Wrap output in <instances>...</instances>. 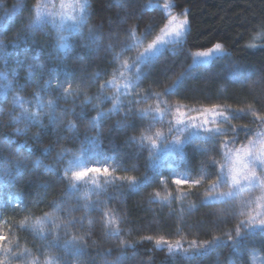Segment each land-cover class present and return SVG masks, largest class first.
<instances>
[{"label":"trees","instance_id":"1","mask_svg":"<svg viewBox=\"0 0 264 264\" xmlns=\"http://www.w3.org/2000/svg\"><path fill=\"white\" fill-rule=\"evenodd\" d=\"M154 1L157 0H151ZM169 1L173 3L172 10L175 14H187L190 28L181 43L165 48L158 56L142 64L137 87L122 97L126 107L118 115H112L103 122L104 130L99 138L100 152L97 155L89 153L86 161L93 163L99 160L101 163L88 166H107L113 172L112 177L99 176L96 179L98 183L105 184L106 180H113L115 177L113 183L105 185L107 191L100 199L108 200L104 212L115 214L121 235L118 238L107 237L104 218L99 211L90 212L89 218L93 224L89 226L85 220L83 227L78 226L80 232L89 233L86 236L89 247L83 257L84 264H105L106 260L117 258H120V264H228L229 259L246 261V264H264V232L255 230V238L250 240L247 255L244 251L233 248L232 242L227 239L228 234L236 239V226L248 219L250 207H241V202L248 200V194L243 193L230 202L209 201L205 198L211 181L220 173L219 166L211 165L210 161L216 159L224 163L222 156L217 153L218 137L210 135L194 138L185 145L182 156L169 152L154 167L148 166L152 163V150L148 141H143V147L139 143L142 133L151 136L158 131L163 133L162 137L167 136L168 125L159 112L168 106L198 110L219 104L222 108L226 107L229 113L233 109H244V113L234 116L231 125L239 127L247 124L255 131L260 130L252 122L259 115H264V0ZM14 2L15 0H8V10ZM35 2L37 0H32V3ZM90 2L89 27H98L101 39L88 43L79 33H73L69 38L71 49L68 58L60 62L55 59V54L49 55L56 27L49 23L45 32H38L20 44L6 45L7 55L0 58V66L7 61L10 67H14L26 54L36 56L38 63L47 62L58 71L62 81L71 83L72 88L79 93L76 97L60 100V107H76L79 111L85 95L97 96L100 85L116 79L126 71L121 65L124 62L128 65L134 63L137 54L160 36L168 23L166 12L156 7L149 8V0H125L123 8L112 6L113 0ZM3 11L0 8V15ZM14 21L11 29L6 32L9 40L16 38V32L21 26ZM129 30L135 36L130 38ZM47 33H51V37ZM136 37L142 43L125 49L124 45L133 44ZM217 43L223 46L227 52L225 55L215 58L208 65L193 66L194 53L208 51ZM109 45L113 46L111 50ZM234 62L239 64V69H233ZM189 65L192 66L188 67ZM97 73L100 74L99 78L93 82L90 77ZM23 79L27 80L26 73ZM82 81H86V86ZM23 87L22 83L21 88ZM56 87L54 82L52 89ZM34 88L35 85L21 92V95L29 96ZM115 91V88L109 86L105 94L110 96ZM58 94V91L54 94L50 91L45 98L55 99ZM134 96L138 102L129 104ZM73 99L76 101L75 105L72 103ZM2 101L3 98L0 97V102ZM101 107L107 110L112 104L105 101ZM130 109H146L151 115L145 117ZM86 111L88 115L95 114L90 104ZM125 112H129L126 120ZM3 119L7 123V116ZM157 120L163 122L159 123ZM117 121L126 125L117 128ZM150 122L153 123V128L148 131ZM44 124L43 129L33 127L29 137L18 136L11 127L0 128V136L7 135L13 146H19L25 153L35 151L37 155H40L43 147L55 142L56 150L50 156L44 153L41 159L45 164H54L63 169L67 167L70 157L57 164L56 152L65 147L76 151L83 136L60 141L59 130L49 125L47 118L44 119ZM224 127L231 131L229 125ZM60 129H63V125H60ZM36 132L41 133V139L31 146L29 138ZM62 134L68 137L72 135L70 132ZM89 135L95 136L96 131H91ZM133 136L137 137L136 142L130 141ZM162 137L157 138V144ZM253 137L254 134L249 139ZM228 138L230 137L223 139ZM26 139H29L28 145L24 143ZM240 141L235 147L247 142L243 133ZM3 165L4 158L0 156V168ZM125 175L138 179L140 187L137 191L129 190L128 183L118 179ZM51 176L52 173L41 168L19 186L0 182V233L15 234L22 248L27 246L35 251L42 241L33 239L32 235L15 225L23 222L26 217L39 218L52 213L53 200L60 199L64 192L65 184L59 180H50ZM177 178L199 180L200 183L176 185L174 181ZM44 183L49 184L47 190L40 186ZM157 193L159 196H156ZM91 199L96 200L97 197L93 195ZM68 206H76V200H69ZM18 207L27 210L16 211ZM74 215L79 217L84 213L76 211ZM240 230L243 232L245 229L241 226ZM72 231L77 233V229ZM147 237H151V240ZM217 237L219 240L214 248L201 247L197 251L189 243L195 240L203 245L205 241ZM160 238L168 240L171 245H176L177 241L181 243L169 250V245H156V240ZM122 240L128 242L127 250L121 249Z\"/></svg>","mask_w":264,"mask_h":264},{"label":"snow or ice","instance_id":"2","mask_svg":"<svg viewBox=\"0 0 264 264\" xmlns=\"http://www.w3.org/2000/svg\"><path fill=\"white\" fill-rule=\"evenodd\" d=\"M151 0H149V3ZM8 0H0V8H3V14L0 15V58L7 55L5 47L9 43L20 44L30 36L34 37L38 32H45L48 24L51 22L55 24V37L53 40L52 51L50 56L55 54L57 61L63 62L68 58V53L71 49L69 38L73 33H79L80 37L88 43L101 39L98 27H89V9L91 7L90 0H75L71 5L74 11L78 10L79 15L68 14L67 19H71V24H65L64 18L57 23L55 20H49L52 13L48 11V4L44 0H37L32 3V0H15L11 5V9L7 8ZM112 6L123 8L125 0H113ZM165 8L170 7L169 4L164 5ZM27 13V15H25ZM15 18V21H14ZM19 23L20 29L16 32V38L13 40L8 39L6 32L11 29L13 23ZM190 22L187 14L184 15L183 20H178L173 16L162 29L165 37L170 39H163L157 36L155 40L144 48L143 52L137 54L135 62L128 65L127 62L121 65L122 68L131 72L133 65L141 61L142 57L147 54H155L154 50L158 45L162 44H179L184 39ZM85 29L87 30L85 32ZM51 37V33H47ZM135 36L132 30H129V37ZM142 42L139 37L135 38L133 44H125L124 48L128 49L133 46H138ZM109 45V50L112 49ZM221 44H215L214 48L208 51L196 52L193 54V64L206 63L207 58L212 57L215 53L224 52ZM196 58H200L197 60ZM189 65L188 67H191ZM234 70L239 69L238 63H233ZM135 80H129L123 85V91L117 87L115 78L106 81L104 85H100L99 94L95 97L84 96L81 103L80 110L77 111L76 107L61 108L59 101L67 100L69 97H76L79 95L77 89H73L71 83L62 81L58 71L50 66L47 62H37V57L34 55L26 54L22 61L10 67V63L5 61L0 66V97L3 101L0 102V128L11 127L18 136L29 137V133L33 127L43 129L45 127L44 119L47 118L49 125L59 130L61 135L58 139L71 140L73 138H80L79 148L72 151L70 148H62L56 152V163H62L66 158L67 167L63 169L56 167L54 164H45L41 156L47 153L49 156L55 151V142L50 143L47 147H43L40 155L35 151L25 153L19 146H13L9 143L7 135L0 136V156L4 158V165L0 168V182L5 184H15L19 186L26 178L31 177L33 174L38 173V170L43 168L45 172L52 173L53 176L49 177L50 180H59L65 184L64 192L60 199L53 200L51 207L53 212L45 214L39 218L26 217L23 222L15 225L16 228L28 232L32 235L33 239L42 241L36 247L35 251L29 249L27 246L21 247L15 234L4 235L0 233V264H84L83 257L86 255L88 249V241L86 236L88 232H80L79 227H83L85 220L89 226L93 221L89 218V213L92 211H99L100 215L104 218L105 235L109 238H118L121 235V230L118 227V222L114 218L115 214L112 212L105 213L104 209L108 206L107 199H100V197L107 191L106 184H111L113 180H106L105 184L98 183L96 177L103 176L105 178L112 177V170L105 166H88V164H99L101 161L97 160L93 163H86L89 153L97 155L100 152L99 138L103 133V122L112 115H118L121 110L126 107L125 101L122 97L129 94V89L137 87V81L140 79V68H135ZM27 74V80L23 79V75ZM72 74H69L71 76ZM99 73L95 74L90 79L96 82L99 78ZM123 75V73H121ZM183 75V74H182ZM48 76V79H44ZM31 82V83H29ZM55 82L56 89H52V84ZM24 87L21 88V84ZM67 84V87L65 85ZM86 86V81H82ZM35 85L33 91L29 96L21 95V92L27 91L28 88ZM109 86L115 88L116 91L110 96L106 95ZM79 87V86H78ZM50 91L54 94L58 91L55 99H46ZM95 101V102H93ZM105 101L111 102L112 107L105 110L101 107ZM10 102V104H9ZM135 96L129 104L137 103ZM72 103L75 105L76 101L73 99ZM91 105L94 115H88L86 111L87 105ZM136 114L148 117L151 115L149 110L138 109L132 110ZM171 111V106H169ZM199 115L191 116L187 121L182 117L185 115L180 111V107L176 106L177 117L175 119V126L171 121H168L169 133H175L173 140L169 143L167 137H164L163 149L157 145V138L163 136L161 132H155L153 135L141 134L139 143L143 147V141H148V146L151 151V161L149 167H154L156 162L161 159V154L164 152H171L174 155L182 156L184 154V147L187 143L191 142L194 138L207 137L214 135L219 138L217 152L224 160L220 163L216 159L210 161L211 165L219 166L220 173L216 175V179L211 181L209 190L205 193L206 199H221L226 202L234 200L247 189L253 192L256 189L264 192V115H259L252 123L260 131H255L249 128L247 124L236 127L231 125V121L236 114L244 113V109H233L229 113L226 107L222 108L221 105L215 104L210 107H205L202 110H197ZM129 112H125V120ZM162 115V113H161ZM7 116V123L3 117ZM69 117H75L70 119ZM155 120V117H153ZM162 123V120H157ZM229 125V128L224 125ZM63 125V129H60ZM126 123L117 121L115 127H124ZM182 127H179L181 126ZM209 125H212L211 127ZM83 126V133L81 127ZM153 123H149L147 130L151 131ZM95 130L96 135H89L91 131ZM62 132H70V137L65 136ZM187 133V134H185ZM243 133L246 144L236 148V144H240V136ZM253 139H249L253 136ZM230 137L228 139H223ZM34 146L37 141L41 139V133L36 132L29 138ZM29 139L24 141L25 145L29 144ZM130 141L136 142L137 137H130ZM39 179V176L36 177ZM121 181L128 183V189L137 191L140 187L138 179L135 176H120ZM90 182V183H89ZM145 182H147L145 180ZM174 183L176 185H195L199 184V180H190L177 178ZM228 185L229 191L220 192L217 189L221 186ZM41 187L47 188L49 184L44 183ZM95 195L96 200L91 197ZM159 196V193L156 194ZM71 199L76 200V206H68V201ZM38 202V201H37ZM251 201L245 200L241 202V207H247ZM264 207V205H262ZM16 211H26L25 208H16ZM82 211L84 215L75 216L74 212ZM241 214H245L241 212ZM79 226V227H78ZM241 226L244 231L241 232ZM73 229H77V233H73ZM260 229L264 232V213H259L258 217L248 216V219L242 225H237L235 229L236 239L228 234L227 239L232 242V247L238 251H244L247 255L248 245L250 240L255 238V230ZM151 240V237H147ZM219 237L205 241L203 245L197 241H190V245L195 250H200L201 247L214 248L217 244ZM180 241L176 245H171L168 240L160 238L156 240V245H169V250L173 247L180 245ZM122 250H127L128 242L120 241ZM254 247V246H253ZM264 247V246H262ZM187 251V249H185ZM105 264H120V258L116 260H106ZM228 264H246V261H235L229 259Z\"/></svg>","mask_w":264,"mask_h":264},{"label":"rangeland","instance_id":"3","mask_svg":"<svg viewBox=\"0 0 264 264\" xmlns=\"http://www.w3.org/2000/svg\"><path fill=\"white\" fill-rule=\"evenodd\" d=\"M44 3L48 4V11H50L53 14L52 17L49 18L50 21L55 20L57 23H59L63 17L65 24H71L72 20L67 19V15L68 14L79 15L78 10L74 11L71 7V5H73L75 3V0H44ZM165 4H169L170 7L165 8L164 7ZM151 7H156V8H160V9L164 10L166 12V14L168 15V21L173 16L177 17L178 20L184 19L183 15H178V14H175L173 12V10H172L173 3L170 2L169 0H157V1L151 2V4H149V8H151ZM53 25L55 26V24H53ZM160 37H162L165 40L170 39L169 37L164 36L163 31H162V34L160 35ZM171 45H173V44L158 45L157 49L154 50L155 54H147L146 56L142 57L141 61H138V62H136V64L133 65V69L131 72L126 70L123 72V75L119 74L115 79L117 87L123 91V85L125 83H127L129 80H135V76H136L135 68L137 66L141 70L143 63H145L149 60H152L154 57L158 56L165 48H167ZM226 53H227L226 51H224L222 53H215L212 57L207 58L206 63H195V64H193V62H192V64H193V66L208 65L209 62H211L212 60H214L215 58H217L219 56L225 55ZM196 59L199 60L200 58H196ZM132 64L133 63H131V65ZM176 84H177V82H176ZM130 90H132V89H129L128 91H130ZM162 109L163 110L159 112L160 117L162 119H164L166 121V123L168 121H171L172 124L175 126V119L177 117L176 106L171 107V111H169V106L166 108H162ZM199 110H202V109H199ZM180 111L185 114L182 117L185 121H187L189 119V117H191V116L199 115V112L197 111V109H190V108L185 109V108L180 107ZM161 113H162V115H161ZM167 125H168V123H167ZM209 126L211 127L212 125H209ZM179 127H182V125ZM258 131H260V130H258ZM185 134H187V133H185ZM174 135H175V133H169V128H168L167 136H164V137H167L168 142L170 143L173 140ZM208 136H210V135H208ZM164 137H162V139L157 144L161 149H163V145L165 142ZM253 138H255V137H253ZM239 147H241V146H239ZM239 147H236V148H239ZM169 152L162 153L161 159L159 161H161L163 158L167 157ZM217 191H220V192L229 191V186L228 185L221 186L217 189ZM243 193H247L248 194V201H251V203L249 204V207H250L249 212H248L249 215H251L253 217H258L259 213H264V207H262V205H264V192L260 191L259 189H256L253 192H249L247 189H245L241 194H243ZM214 200L217 201V200H224V199L223 198H221V199H209V201H214ZM258 230H260V229H258Z\"/></svg>","mask_w":264,"mask_h":264}]
</instances>
